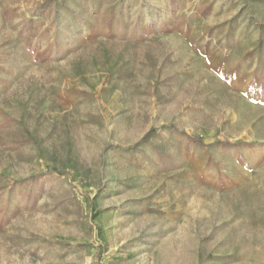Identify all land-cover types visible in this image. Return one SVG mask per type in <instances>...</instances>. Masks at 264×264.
<instances>
[{"label": "rangeland", "instance_id": "1", "mask_svg": "<svg viewBox=\"0 0 264 264\" xmlns=\"http://www.w3.org/2000/svg\"><path fill=\"white\" fill-rule=\"evenodd\" d=\"M0 264H264V0H0Z\"/></svg>", "mask_w": 264, "mask_h": 264}, {"label": "trees", "instance_id": "2", "mask_svg": "<svg viewBox=\"0 0 264 264\" xmlns=\"http://www.w3.org/2000/svg\"><path fill=\"white\" fill-rule=\"evenodd\" d=\"M154 133L153 130L149 131L144 137L143 139H146L148 136L152 135Z\"/></svg>", "mask_w": 264, "mask_h": 264}]
</instances>
